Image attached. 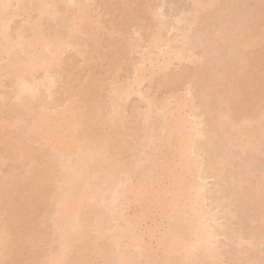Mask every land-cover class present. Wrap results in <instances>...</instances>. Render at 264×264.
<instances>
[{
  "label": "rangeland",
  "instance_id": "1",
  "mask_svg": "<svg viewBox=\"0 0 264 264\" xmlns=\"http://www.w3.org/2000/svg\"><path fill=\"white\" fill-rule=\"evenodd\" d=\"M53 1L59 5V10L64 14L65 11L63 10L67 8L65 5L69 0ZM101 1L103 0L93 1L97 3L93 8L94 12H92L96 22L95 28L90 29L84 26V28H81V34L70 33L71 23L67 15H61V13L53 16L50 14L38 16L36 7L31 5L29 6L27 14L13 19L10 23V30L14 38H19L21 28L27 30V32L25 31L26 35H32V30H29L27 24V19L30 16V18L36 20L39 28L44 31L46 36L56 38L58 35L54 33H58L61 36L64 34L63 37L68 38L72 44L74 43L73 45L78 44L90 54L85 61L72 47L65 51L66 53L62 56V60H64L62 70L64 73L61 74V76L65 74V78L62 77V81L54 88L53 91L56 95L54 96V101H51V103L60 105L66 100L74 99L72 97L73 93L78 91L76 89L87 85V74L91 72L90 77L93 76L96 78L98 84V86L91 88L92 97H76L78 99L76 103L77 117L86 116L87 120L83 129L89 131L90 137L92 138L98 136L107 137L108 149L113 155L118 156V154H121L123 160L133 157V166L139 163V166H147L149 164L146 158V155H149L147 153L152 151L157 155L163 149L161 139L167 135L162 131V128L165 127V122L162 123L164 118H162V114L154 110L150 114V118L145 122V114L148 111L147 104L141 97L139 98L135 95L126 104L123 103L124 108L122 110L124 113L119 114L120 120L118 122V117L113 118L115 120L110 119L113 107H109V90L111 86L133 81V71L136 66L142 65L141 58L148 47L147 38L150 33L152 34L157 29L161 28L160 34L162 36L164 35V39L171 38V41L177 40L178 42L176 41L175 44L179 50L184 48L183 51H187L188 49L189 53H185L186 56L197 55L198 57L196 59L194 58L197 65L191 59L185 62L183 61L182 63L173 61L170 68L165 71H156L154 79H148L143 82L140 86V91L146 98L154 99L157 102H163L170 97L171 92L179 91L180 94L182 93L181 95H184L183 97H185L186 102L190 100L187 103V113L190 109L191 111L194 110L197 116L205 113L202 116L203 119L201 118V122L205 118L204 130L206 135L205 137L196 138L197 145L194 144L197 149L196 152H198L196 154L201 160L200 162H203V169L213 164L214 162L212 161L216 160L217 163L219 162L216 165L221 163L222 165L220 167H223L224 170V173L222 172L221 174L222 176L218 178V175H215L216 177L213 176L211 174L212 172H209L206 168L205 172L206 170L207 172L203 176L206 179L204 180V184L207 183L205 185L206 189L204 188L206 195L204 194L205 199L203 200L207 204H204V208L210 214L211 221L209 224L211 223L210 225L213 226H211L212 229L215 228V234L217 235L214 245H216L219 257L218 261H215V264H264V104L262 102V99L264 100V80H262V78L264 79V0H203L204 2L201 0V4L203 2L202 5L199 4L201 7L197 5V8L199 7L198 9L200 11L202 10L201 12L199 11L200 17L198 15L196 16L198 21L196 19L194 20V16L197 14L195 9L197 8H195L196 6L193 0H137L136 3L135 0H131L130 4L127 3L130 6L129 8L127 4L123 5V7L130 9L129 13L134 18L131 19L129 15V22L125 14L122 13L123 11L121 12L122 9H120V6L110 3L109 0L107 2ZM204 3H207V6ZM208 3L211 4V8ZM11 6L14 11L18 8L16 1H13ZM147 7H151L154 10L153 14L155 12L156 15L146 17L145 12H143L144 16L142 11ZM192 13H195L194 16ZM159 15L162 23L164 20V23L166 22L168 25L163 23L164 26L168 28L166 27L164 29L163 24L160 28L157 27V24L155 26L154 23L160 20L158 19ZM161 16L164 17L162 18ZM191 22H195L196 25L192 26ZM188 23H191V26ZM100 27L103 29L98 30ZM125 28L128 30L126 37H124L126 38L128 48L125 43L124 48L118 45L123 40V35L119 31ZM221 29L223 30L221 31ZM46 30L48 31L45 32ZM255 35L256 38L250 50L243 51L242 48H239L241 41H249ZM177 36L182 41L176 39ZM145 38L147 39V44ZM20 47L14 48L11 53L14 57L19 54L15 59L18 58L21 60L23 58L22 60H24L28 57V51L26 52L24 48L22 49ZM6 51L8 52V49H2L3 55L0 58V67L6 63L7 55H9L5 53ZM202 55L205 56L203 57ZM247 57L249 58V72L248 74H243L244 70L241 68L240 59L245 58L246 61ZM152 58L153 64H156V56H152L151 60ZM115 62L116 64L119 62V65H121L119 66V68L121 67L119 72L115 68ZM198 64L207 69L206 74L204 76L199 75L201 79H198V86L205 91L200 92L202 89L198 86L196 87L195 83H193L191 93L189 92L190 97L187 81H189L191 76L188 73L193 71ZM186 72L188 73L186 74ZM68 73L72 75L70 80H67L66 77ZM41 74L43 72H39V75L37 74V79H42L41 76L43 75ZM5 84V91L3 90L2 93L6 95L4 99L0 97V122L4 121L9 115H14V112L18 110L20 104L21 106L23 104V99L20 101L13 98L9 79L7 80L6 78ZM74 86L77 87L72 91ZM194 91L196 93L192 96ZM210 95L212 96L211 98ZM186 98L189 100L187 101ZM227 100L233 103L231 107L234 110L237 108L235 110L237 114H234L232 118L229 117L228 106L224 103ZM205 102H208L210 106L208 107V104ZM203 105L205 109H202L204 108ZM243 105H245L244 109L242 108ZM197 106L199 108L202 107L201 110L197 109ZM27 107L30 108L29 106ZM109 108L111 109L109 110ZM254 109H256L255 114H259L257 118L253 117L255 120L253 122L250 120L252 123L241 125L240 123L244 122H240L242 115L250 116ZM24 110L23 108V113H25ZM26 111L31 110L27 109ZM100 114L103 115L98 118ZM234 118H236L235 122L238 123H233L230 120L233 119L234 121ZM6 125L7 123H3V126ZM18 125V130H20L22 124ZM112 134V137H108ZM229 136H232L231 140H233L232 138L234 136V138L239 136L242 140L249 139L251 143L246 148H241L235 143L230 142ZM38 141L36 136H32L30 137V142L23 144L29 149V155H25L21 154L20 148L15 144V141L10 140L8 142L10 147L5 155L6 161L0 162V185L5 184L3 186L7 187L9 184H14V180L18 178H21L20 180H24L25 182L23 183L22 181L20 183L18 182L20 180L17 181L20 183L19 188L21 187V189L19 190L22 193L19 192V206L16 209L15 218L25 217L28 211L32 189L30 187L31 184L26 183V178H32L30 182L37 180V183H35L37 185L39 180L37 175L40 172H46L54 179L53 171L55 170L45 169L47 160L44 161L42 157L36 158L35 151L41 146V143ZM155 141L156 144L152 145ZM4 144L5 141L3 139V141H0L1 153L4 151ZM204 146L207 148H204ZM206 151H208V156L212 157H208L205 154ZM207 158L213 160L211 161L209 159L210 161H208ZM223 161L224 163H222ZM58 170L56 168V172ZM50 171L53 173L51 174ZM21 184H24V186L22 187ZM50 186L53 188L54 184H50ZM209 191H211L210 193L212 195L208 193ZM212 201L215 202L212 203ZM103 202L95 203V205L97 207L102 206L104 212H102L103 210L101 212L103 214L106 212L110 216L113 212L114 205L110 204V201L108 204H106L107 202ZM107 207H110L109 209L112 211L108 212L109 209L106 210ZM103 216L108 217V215ZM54 218L52 213L48 214L44 225L38 219L25 220L24 224L21 222L13 223L12 227L15 229L9 231V235L7 236L11 237L10 245L16 251L15 254L17 255L8 259L7 263L15 264L20 261L26 262L34 253V258L38 262L41 260V263L39 262L40 264H47L43 258L46 259V256L49 257L52 254L55 256L58 255L56 250L59 248L58 240L56 241L58 234H54L57 233L53 226ZM89 221L88 223H90ZM115 224L108 226V231L102 237L103 239L100 240V250L91 251L86 249L87 244L91 242L90 240L92 238L94 239L95 232L91 233V239H86L80 244L82 246H80L81 248L78 246V243L69 241L67 246L65 245L67 247L66 255H68V260L64 264H86L89 258L93 259L94 264H117L119 249H116L117 246L115 244ZM2 225L3 223L0 222V226ZM76 227L70 232V236L77 232L75 230L79 228ZM1 233L2 230L0 229V235ZM100 241L98 240V242ZM155 242L154 240L152 243L154 248L156 247ZM76 244L77 247H75ZM38 245H42L41 247L43 249L36 253L35 251ZM49 245H52L53 249ZM154 248L153 250L157 251ZM204 251L206 250H194L197 255L194 258L199 259L197 264H213L212 260L209 259L210 257L206 258L209 254H206ZM144 260L145 257H142V261ZM179 264H195V262L183 259L180 260Z\"/></svg>",
  "mask_w": 264,
  "mask_h": 264
},
{
  "label": "bare ground",
  "instance_id": "2",
  "mask_svg": "<svg viewBox=\"0 0 264 264\" xmlns=\"http://www.w3.org/2000/svg\"><path fill=\"white\" fill-rule=\"evenodd\" d=\"M13 1H16L18 4L16 11H14L11 6ZM93 1L94 0L66 1L68 6H66L67 4L65 5L67 8H64L65 10L63 11L65 12L63 14L62 11L59 10L60 8H58L59 5L53 0H0V58L3 55L2 49H8V52L6 51L5 53L9 54L7 55L4 66L0 67V94L6 87L5 80L7 78L11 83L10 88L13 98L20 101L23 99V104H25V106H23V104L21 106L20 104L18 110L15 109L16 112H14V115H9L4 121L0 122V141H3V139L5 141L3 145L4 151H2L3 153L0 152V162L6 161L5 155L9 150L10 144L8 142L10 140L15 141V144L20 148L21 154L29 155V149L23 144L30 142V137L36 136L39 140L38 142L41 143V146L35 151L37 155L36 158L42 157L44 161L47 160L45 169L49 168V170H55L53 171L54 179L46 172H40L39 175H37L39 179L37 185H35L37 180L30 182L32 178H26V183L31 184L32 194L29 199L28 211L23 218H15V212L19 206L18 199L20 196L19 192H21L19 190L21 189L19 185L22 181L25 183L24 180L21 181V178L15 179V183L13 182L14 184H9L7 187L3 186L5 184L0 185V222L3 223V225L0 226L2 230L0 235V264H8V259L17 255L15 254L16 251L11 248V237L7 236L9 235V231L15 229L12 227V224L16 222L24 224L25 220L30 221L38 219L41 224L44 225L47 215L51 213L55 217L53 219V226L57 233L54 234H58V236L56 235V241L58 240L59 248L56 249L58 255L55 256L52 254L49 257L46 256V259L43 258L47 264L66 263L68 255H66L67 247H65V245L67 246V243L71 241L72 243H78L80 247L83 241L91 239L92 232H95L94 239L92 238V240H90L91 242L87 244L86 249L91 251L100 250V240L103 239L102 237L106 231H108V226L114 223H116V230H114V232L116 231L115 244L117 246L116 249H119L117 264H179L180 260L183 259L188 261L191 260L197 264L199 259L194 258L196 255L194 250L197 249L208 251H204L206 254H209L206 258L210 257L209 259L215 264V261H218L219 257L216 245H214L217 235L215 234V228H213V231V226L210 225L211 223L209 224L211 221L210 214L204 208V204H207L203 201L206 195L204 188L206 189L205 185L207 183L204 184V180L206 179H204L203 176L204 173L207 172V170L205 172L206 168L209 172H212L211 174H213V176L218 175V178L222 176L221 174L222 172L224 173V170L223 167H220V165H222L221 163L216 165L219 162L217 163L215 159V161H212L213 159L211 160L210 158L212 162L216 163L208 167L205 165L206 168L203 169V162H200L201 160L196 154L198 153L194 145L196 144V138L205 137L206 135L204 130L205 118L202 121L203 123L201 122V118L205 113L202 115L200 114L201 117H199L200 115L197 116V113H195L194 110L191 111V109L187 113V103L190 100L186 98L187 101L189 100L186 102L184 99L185 97H183L184 95H181L182 93L180 94L179 91L171 92L172 94L170 97L163 102L148 99L140 91V86L143 82L148 79H154L156 71L167 70L170 68L173 61L182 63L183 61L185 62L191 59L192 62H195L196 60L194 61V58L196 59L198 56H186V54L189 53L188 49L187 51H183L184 48L180 50L177 48L175 43L177 41L176 39L181 40L179 36L175 39L176 41H171L172 39L167 37V39H164V35L162 36V34H160V26L164 23V20L162 23V19H160L159 15L158 19L160 20L156 21L154 24L155 26L157 24V27L160 29L155 30V32L152 31V34L150 33L147 38L148 44L147 39H144L148 47L146 46L145 54L141 58L142 65L136 66L133 71V81L111 86L109 90V107H113L114 111H111L112 114L110 115V119L118 117V122L120 120L119 114L122 112L124 113L122 110L124 108L123 103L126 104L127 101L135 95L139 98L141 97L147 104L148 111L145 114V122H147L150 118V114L154 110L162 114V118H164L162 123L165 122V127L163 126L164 128H162V131L167 135L164 133L166 136L161 139L163 149L157 154L158 156L152 151V154L151 152L147 153L149 154L148 156L146 155L148 159L146 160L149 163L147 166H139L140 163L138 165L134 164L133 166V157L123 160L121 154H118V156L113 155L108 149V138L102 136L96 138L90 137V132L83 129V126H85L87 122L86 116L77 117L76 103L78 99H76V97H92L91 88L93 86H98L97 79L93 76L90 77L92 74L91 72L87 74V85L78 89L75 88L77 86L72 88V91L74 89L78 90L72 95L74 99L66 100L60 105L51 103V101H54V96L56 95L53 90L58 86L59 82L62 81V77L65 75L63 74V76H61V74L64 73L62 70L64 65L62 56L66 53L65 51L72 47L85 61L90 54L83 50L78 44L73 45L74 43L72 44L68 38L63 37L64 34L61 36L58 33H54L57 34L58 37L55 36L56 38H52L49 36L52 39L49 38L44 34V31L39 28L36 20L30 18V16L27 19V24L29 30H32V35H26L27 30L21 28L19 38L16 39L10 30V23L12 20L27 14L29 6L31 5L36 7L38 16H44L46 14L53 16L61 13V15H67L71 23L70 33L81 34L82 27L84 28V26H86V28L92 29L96 26L92 12H94L93 8L97 3ZM104 1L107 2L108 0H103L101 2ZM136 1L137 0H135V3ZM109 2L120 6V9H122L121 12L123 11L122 13L125 14L128 22L130 16L131 19H134L132 18V14L130 15L129 13L130 9L123 7L124 4H130L131 0H109ZM193 2L196 6L195 8H197V5L200 6L199 4H201V0H193ZM210 3H208V5ZM129 4H127L128 8L130 7ZM206 4L205 6H207ZM210 6L211 4L209 7ZM198 8L195 9L197 13L195 16V13H192L195 17L194 20L197 18V15H200V10ZM153 11L151 7H147L143 9L142 14L144 15L143 12H145L146 17L149 15H156L155 12L153 14ZM178 22L180 21L178 20ZM174 23L173 25H175ZM191 23L188 24L191 26ZM164 24L167 25L166 22ZM164 24L162 26H164ZM168 24H170V22H168ZM195 25V22H193L192 26ZM166 27L164 29H166ZM102 29L103 28L100 27L98 30ZM222 30L223 29H221V31ZM47 31L48 30L45 32ZM127 32V28L119 31V33L123 35V40L119 42L118 45L123 48L125 47L124 43L126 44V38L124 37H126ZM255 38L256 35L249 41H241L239 48H242L243 51L250 50ZM109 43L111 44L110 41ZM18 46H21L20 48L22 49L24 48V51H28V57L26 59L22 60V57H20L22 58L21 60L18 58L15 59L19 54L14 57L11 53L14 48ZM24 54L27 56L26 53ZM152 56H156V64H153V58L151 60ZM202 56L204 57L205 55ZM240 60L241 68L244 70L243 74H248L249 58L247 57L246 61L245 58ZM119 62L117 64L115 62V68H117L118 72L121 69V67L119 68V66H121ZM201 67L203 66L198 64L193 71L190 73L186 72V74L188 73V75L191 76L189 81H187L189 84H187L189 88L188 93H191L194 85L193 83H195L196 87L198 86L199 75L204 76L206 74L207 69ZM39 72H43V74H41L43 75L41 76L42 79L40 80L37 79V74L39 75ZM66 77L67 80H70L72 75L68 73ZM262 80L264 79L262 78ZM201 89L203 90V88ZM202 90L200 92L205 91ZM195 93L196 91L193 92L192 96ZM5 95V93H2L0 97L4 99ZM186 96L188 95L186 94ZM211 97L210 95V98ZM206 100L208 99L206 98ZM208 102L205 103L208 104ZM262 102L264 104L263 99ZM224 103L228 106L229 117H234V114H237V111L235 112L237 108L234 110V108L231 107L233 103L230 102V100ZM210 104H208V107ZM21 107L25 109V113H23V108L21 109ZM244 107L245 105H243L242 108L244 109ZM111 108H109V110ZM201 108L202 107H198L197 109L201 110ZM27 109L31 111H26ZM202 109H205V106ZM240 110L238 111L240 112ZM255 110L256 109L252 110L250 116L242 113L243 115L241 114L242 117L240 116V122H244L240 124L252 123L255 120L253 117L257 118V115H259L255 114ZM100 111L102 110L100 109ZM102 115L100 114L98 118L102 117ZM236 118H234V121L233 119L230 120H232L233 123H238L235 122ZM246 120L248 121L246 122ZM250 120L252 122H250ZM3 123H7V125L3 126ZM18 124H22L20 130H18ZM22 129L24 130L21 131ZM107 134L109 135V133ZM112 136L113 134L108 137ZM231 137L230 142L235 143L241 148H246L251 143L249 139H244V141L239 136L236 138H234V136L232 138L233 140H231ZM153 144L155 145L156 141L152 143V145ZM204 148L207 147L204 146ZM76 150L77 152H75ZM207 152L208 151H206L205 154H207ZM209 159L208 161H210ZM222 163H224V161ZM56 168L59 169L57 172ZM53 172L50 171L51 174ZM55 173L57 174L55 175ZM50 184H54V187L52 188ZM21 186L23 187L24 184H21ZM212 193L210 194L212 195ZM109 201L110 204L114 205L113 212L110 216L106 214V212L105 214L102 213L104 212L102 206L97 207L95 205V203L97 204L99 202H107L106 204H108ZM93 202L94 204L92 205ZM214 202L215 201H212V203ZM109 208L110 207H107L106 210ZM109 211L111 212L112 210L109 209L108 212ZM103 215H108V217ZM2 217H4V219H2ZM88 221L90 223H88ZM164 222L166 223L164 224ZM75 227L80 230L76 229L75 231L77 232L75 234V231L72 232L74 235L71 234L72 236H70V232L73 231ZM98 240L100 242H98ZM154 240L156 241L155 248L157 251L153 250L154 245L152 243ZM41 246L42 245H38L35 251L36 253L43 249ZM50 247L53 249L52 245ZM75 247H77V244ZM34 256L33 253L32 257L26 262L20 261L15 264H40L41 260L39 263ZM142 257H145L144 261H142ZM86 264H94L93 259L89 258Z\"/></svg>",
  "mask_w": 264,
  "mask_h": 264
}]
</instances>
